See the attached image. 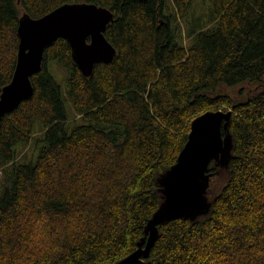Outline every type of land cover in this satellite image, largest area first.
<instances>
[{
	"label": "trees",
	"instance_id": "obj_1",
	"mask_svg": "<svg viewBox=\"0 0 264 264\" xmlns=\"http://www.w3.org/2000/svg\"><path fill=\"white\" fill-rule=\"evenodd\" d=\"M68 2L114 13L117 54L85 76L59 37L32 96L2 118L0 264H113L135 251L193 119L218 109L233 111L234 146L228 165L210 164L211 211L160 225L148 259L264 264V0H0V96L20 18Z\"/></svg>",
	"mask_w": 264,
	"mask_h": 264
},
{
	"label": "water",
	"instance_id": "obj_2",
	"mask_svg": "<svg viewBox=\"0 0 264 264\" xmlns=\"http://www.w3.org/2000/svg\"><path fill=\"white\" fill-rule=\"evenodd\" d=\"M113 20L114 13L109 8L91 2L64 3L37 18L23 14L18 27L16 69L0 96V122L32 96L31 77L41 69L45 49L59 37L69 41L73 59L85 76L93 74L98 62H112L117 49L105 32ZM232 113L231 109L209 110L193 119L176 163L159 179L164 200L147 223V241H140L135 251L113 264H159L148 259L158 239L159 226L174 219L195 220L209 214L214 175L209 171L210 164L215 161L226 166L230 161L234 146L230 133Z\"/></svg>",
	"mask_w": 264,
	"mask_h": 264
},
{
	"label": "rangeland",
	"instance_id": "obj_3",
	"mask_svg": "<svg viewBox=\"0 0 264 264\" xmlns=\"http://www.w3.org/2000/svg\"><path fill=\"white\" fill-rule=\"evenodd\" d=\"M56 64H57L56 60H51L49 62V65L51 66V69H52L53 73L58 76V79L60 80V83L62 84L63 89H65L66 88L65 80H64L65 71L62 68H60L58 65H56ZM65 105H66V109H67L68 115L70 117L69 119L73 120L74 108L72 106V103L68 99L65 98ZM217 187L218 186H215L214 190H217ZM210 191L213 192V190H210Z\"/></svg>",
	"mask_w": 264,
	"mask_h": 264
},
{
	"label": "bare ground",
	"instance_id": "obj_4",
	"mask_svg": "<svg viewBox=\"0 0 264 264\" xmlns=\"http://www.w3.org/2000/svg\"><path fill=\"white\" fill-rule=\"evenodd\" d=\"M147 241V239H145ZM145 246V245H144ZM152 250V249H151ZM151 253V252H150ZM128 256V255H127ZM125 258V257H124Z\"/></svg>",
	"mask_w": 264,
	"mask_h": 264
},
{
	"label": "built area",
	"instance_id": "obj_5",
	"mask_svg": "<svg viewBox=\"0 0 264 264\" xmlns=\"http://www.w3.org/2000/svg\"><path fill=\"white\" fill-rule=\"evenodd\" d=\"M0 173H1V171H0Z\"/></svg>",
	"mask_w": 264,
	"mask_h": 264
}]
</instances>
